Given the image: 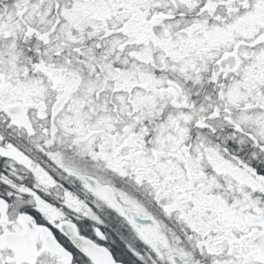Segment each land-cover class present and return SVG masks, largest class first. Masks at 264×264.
<instances>
[{
	"label": "snow or ice",
	"instance_id": "1",
	"mask_svg": "<svg viewBox=\"0 0 264 264\" xmlns=\"http://www.w3.org/2000/svg\"><path fill=\"white\" fill-rule=\"evenodd\" d=\"M0 264H264V0H0Z\"/></svg>",
	"mask_w": 264,
	"mask_h": 264
}]
</instances>
